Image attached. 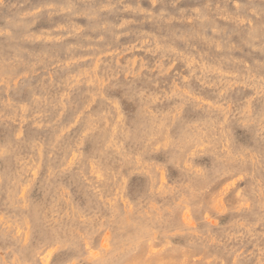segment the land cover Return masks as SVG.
Here are the masks:
<instances>
[{
	"label": "clouds",
	"instance_id": "obj_1",
	"mask_svg": "<svg viewBox=\"0 0 264 264\" xmlns=\"http://www.w3.org/2000/svg\"><path fill=\"white\" fill-rule=\"evenodd\" d=\"M145 2L151 8L144 7ZM184 2L44 0L42 8L47 15L65 16L70 21L65 25L68 35L84 42L67 47L69 62L77 50L90 53L91 62L75 73L81 84L91 82L86 90L76 87L68 65L63 61L54 63L55 58L47 54L28 63L19 57L0 63V81L5 82L17 78L19 67L29 76L45 64L69 73L67 79L46 84L44 89H62L69 96L72 91L81 92L83 107L77 112L81 134L69 151L80 154L76 163L86 160L93 174H100L102 186L114 185L115 179L123 175L129 179L141 172L148 175L144 191L130 198L134 211L115 205L106 221L92 216L90 222L80 225L83 234L77 233L74 240L91 243L92 237L101 232L110 234L112 246L97 249L99 258L95 264H121L119 257L134 253L127 246L132 239L126 235L129 228L136 229L137 239H149L153 230H164L172 216L184 208L200 216L198 223L204 225L202 230L178 226L177 231L192 234L188 236V249H206L214 243L224 249L226 257L235 256L237 264H264V0H192L195 6L177 8ZM6 6L5 0H0V8ZM77 17L87 23L75 24ZM36 19L26 13L13 27L24 30V40H34L30 29ZM220 19L229 24L222 26ZM144 24L154 30L134 27ZM185 24L190 26H176ZM0 35L4 30L0 29ZM122 36L134 37L136 45L155 58L154 65L145 60L134 69L131 61L117 64L118 56L107 55ZM245 49L259 53L261 59L244 67V59L235 54ZM129 50L120 48L119 55ZM97 57H103L99 67ZM177 64L183 70L170 76ZM205 89L210 91L205 93ZM125 101L134 106V111L124 108L123 120L118 122L120 113L115 105ZM43 102L60 113L73 107L70 98L61 100L58 94L51 99L44 96ZM34 106L39 108L38 103ZM54 123L55 145L68 127L60 124L59 117ZM238 131L247 136L246 142H241ZM82 142H95L90 155L81 152ZM14 152L12 144L0 146V161ZM161 155L162 161L155 159ZM161 172L169 183L158 192ZM221 181L242 182L234 189L227 209L239 216L230 224L213 226L203 219L204 212H213V203L202 197ZM164 197H169L171 203L167 208L161 204L160 211L171 214L162 219L151 205ZM16 207L21 205L17 203ZM147 212L153 215L149 217ZM42 216L41 222H50L46 213ZM245 216H253L255 222L250 224ZM218 233L221 235L216 238ZM233 241L239 244L233 247ZM248 244L253 245V252L242 254L239 248ZM86 259L84 256L80 264H85ZM213 264L231 261L213 258Z\"/></svg>",
	"mask_w": 264,
	"mask_h": 264
},
{
	"label": "rangeland",
	"instance_id": "obj_2",
	"mask_svg": "<svg viewBox=\"0 0 264 264\" xmlns=\"http://www.w3.org/2000/svg\"><path fill=\"white\" fill-rule=\"evenodd\" d=\"M5 2L7 6L0 8V29L4 30V35H0V63H7L16 57L28 63L32 59L49 54L48 57L55 58L54 63L63 61L68 65L76 87L83 90L91 87V82L81 84L80 79L75 76L77 71L91 62L90 53L77 50L69 62L67 47L84 42L68 35L65 25L70 21L65 16L49 17L47 11L42 8L44 0ZM143 6L151 8L147 2ZM192 6H195L192 0H185L177 5V8ZM228 7L232 9L233 5ZM38 8L41 9L40 12H37ZM26 13L38 17L30 29L35 35L34 40H24V30L13 27L18 18ZM125 18L130 17L125 14ZM76 22L81 26L87 23L81 17H77L74 23ZM218 23L222 26L229 24L224 19H220ZM176 26L185 28L190 25ZM134 27H142L146 31L154 30L150 24ZM236 39L233 37V42H236ZM133 45H136L134 37L122 36L118 46L113 45L107 55L118 56L117 64L131 61L134 69L139 68L145 60L149 65H154V57L145 53L139 45L135 48ZM120 48L131 50L120 56ZM235 56L244 59V67L261 59L259 53H252L249 49L237 52ZM102 58H96L97 67ZM178 70H183L182 65H174L169 75ZM16 76L13 80L0 81V146L12 144L15 148L11 156L0 161V177H3V183L0 184V264H80L84 256L87 257L85 264H95L99 258L97 249L111 248L110 234L101 232L92 237L91 243L74 240L73 237L77 233L83 234L80 225L90 222L89 218L92 216L106 221L111 217V208L115 205L121 210L134 211L130 198L134 199V193L144 191L148 175L141 172L132 175L130 179L123 175L115 179L114 185L102 186L100 174L94 175L86 160L76 163L80 154L69 151L81 134L82 125L77 117L78 110L83 107L81 92L72 91L69 96V93L62 89H44L46 84L67 79L69 73L56 71L50 64H45L30 76L23 67H19ZM209 91L205 89V93ZM57 94L61 100L70 98L73 107L60 113L53 111L43 102L44 96L51 99ZM34 103H38L39 108L35 107ZM115 107L120 113L117 116L118 122L123 120L124 108L134 111V106L126 101ZM57 117L60 124L68 127V131L64 132L62 140L54 145L57 135V124L54 121ZM237 135L241 142L247 141V136L242 131H238ZM17 141L22 143L17 145ZM80 147L83 154L90 155L95 149V142H82ZM155 159L162 161L163 156H157ZM166 183H169L168 177L161 172L160 188L157 191L162 192ZM238 183L242 184L238 181H221L203 193L202 198L213 203V212L203 213L205 222H211L213 226L227 225L234 217L239 216V213L227 211ZM17 203L21 207H16ZM170 203V198L164 197L154 202L151 208L163 219L171 213H162L159 206L163 204L167 208ZM44 213L49 217V223L41 222ZM147 215L151 217L153 213L147 212ZM200 219L201 217L194 216L189 208H184L172 216L164 230H153L151 238L146 240L137 239L136 229L129 228L126 235L132 239L127 246L133 248L134 253L118 259L121 264H213V258H218L237 264L235 256L226 257L224 249L214 243L206 249L199 246L194 249L186 247L188 236L192 234L186 235L176 229L183 225L184 228L202 230L204 225L198 223ZM244 219L250 224L255 222L253 216H245ZM256 230L260 231L259 228ZM220 235L218 233L216 238ZM238 244V241H233L231 246L236 247ZM239 251L242 254L252 253L253 245L248 244L246 248L241 246Z\"/></svg>",
	"mask_w": 264,
	"mask_h": 264
},
{
	"label": "bare ground",
	"instance_id": "obj_3",
	"mask_svg": "<svg viewBox=\"0 0 264 264\" xmlns=\"http://www.w3.org/2000/svg\"><path fill=\"white\" fill-rule=\"evenodd\" d=\"M76 24H77V22H76ZM41 29V28H40ZM46 31V30H45ZM9 34V33H8ZM50 34V33H49ZM6 36V35H5ZM10 38V37H9ZM47 55H49V54H47ZM52 56V55H51ZM7 57V56H6ZM7 60V59H6ZM12 60V59H11ZM25 71V70H24ZM52 80V79H51Z\"/></svg>",
	"mask_w": 264,
	"mask_h": 264
}]
</instances>
